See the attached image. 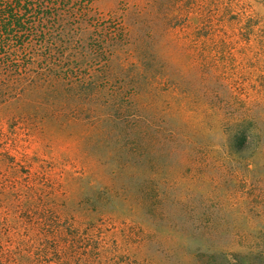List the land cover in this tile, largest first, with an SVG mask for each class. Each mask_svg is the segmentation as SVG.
Masks as SVG:
<instances>
[{
    "label": "rangeland",
    "instance_id": "374dc122",
    "mask_svg": "<svg viewBox=\"0 0 264 264\" xmlns=\"http://www.w3.org/2000/svg\"><path fill=\"white\" fill-rule=\"evenodd\" d=\"M118 1L95 0L92 12L115 11ZM228 2L226 34L202 38V55L177 30L160 27L151 41L172 79L193 89L167 96L178 119L224 162L204 169L203 181L185 165L147 176L130 165L122 169L120 147L98 145L88 124L56 118L38 93L4 102L0 66V264H242L232 254L243 244L264 250V133L258 154L237 152L225 133L234 120L225 124L223 111L194 97L209 92L207 100L217 104L258 105L264 131V0ZM243 22L254 24L242 29ZM199 61H207L209 73L200 71ZM141 187L159 206L157 216L140 206ZM211 193L214 227L224 232L196 226L208 206L198 198ZM230 231L247 237L236 236L233 244ZM211 251L224 254L204 256Z\"/></svg>",
    "mask_w": 264,
    "mask_h": 264
},
{
    "label": "trees",
    "instance_id": "16d2710c",
    "mask_svg": "<svg viewBox=\"0 0 264 264\" xmlns=\"http://www.w3.org/2000/svg\"><path fill=\"white\" fill-rule=\"evenodd\" d=\"M94 1L0 0L4 102L20 100L33 91L56 118L88 124L97 131L98 145L120 147L122 169L130 165L147 176L148 171L163 166L185 165L196 169L203 181V170L216 166L222 158L212 157V148L205 147L196 132L178 119L179 109L172 108L167 96L171 93L173 99V92L185 95L193 89L172 79L165 59L152 49L151 41L160 27L162 32L177 30L191 41L188 48L195 46L202 55L206 51L202 38L226 34L223 25L231 13L230 2L119 0L117 10L103 14L92 12ZM243 23L242 29L254 24L248 28ZM198 68L202 73L211 69L207 61H199ZM208 93L196 92L194 97L203 99L212 110L223 111L228 119L225 124L234 120L225 132L226 142L237 152L258 154L264 133L258 119L260 107L240 99L217 104L207 100ZM223 150L226 156L228 147ZM212 188L218 193L220 185ZM146 192V187L138 189L140 206L155 217L159 206ZM212 200V193L199 196L198 201H207L208 206L202 203L204 210L197 214L196 226L221 230L214 227L218 220L210 211L208 201ZM229 234L235 238L233 244L236 236L247 237ZM242 248L232 254L239 262L264 264V250L247 243ZM223 254L211 251L204 256Z\"/></svg>",
    "mask_w": 264,
    "mask_h": 264
}]
</instances>
